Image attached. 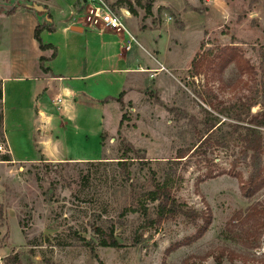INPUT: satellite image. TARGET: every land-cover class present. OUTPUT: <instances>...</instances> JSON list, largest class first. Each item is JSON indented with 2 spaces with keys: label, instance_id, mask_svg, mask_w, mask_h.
<instances>
[{
  "label": "rangeland",
  "instance_id": "obj_1",
  "mask_svg": "<svg viewBox=\"0 0 264 264\" xmlns=\"http://www.w3.org/2000/svg\"><path fill=\"white\" fill-rule=\"evenodd\" d=\"M15 1L37 4L33 0L7 4ZM169 1L173 7L156 8L154 0L153 16L146 19L144 9L136 7L142 23L148 19L150 30H162L161 39L148 36L152 47L158 42L161 57L157 61L164 69L133 80L132 75L123 104L110 101L104 120L99 122L94 115L89 124L93 139L85 145L74 144L77 151L109 163L14 165L0 161V204L5 213L0 222V264H6L5 258L12 253H20L26 264H183L189 257L199 258L197 264H217L215 256L222 249L241 257L232 260L224 255L221 264L264 261V234L258 243L245 245L238 237L244 228L237 221L232 223L236 213L252 204L264 207V189L251 200L242 195L235 174L246 179L252 166L249 158L241 157L231 126L237 123L232 117H245L247 107L250 114H264V0ZM50 2L56 10L71 7L70 0ZM109 2L119 10L117 1ZM165 36L170 52L164 49ZM149 49L147 54L139 49L141 61L156 65ZM102 89L94 86L98 95L112 91ZM207 111L225 122L214 135L223 145L213 143L200 154L172 162L204 136L211 118ZM4 133L13 142L10 125L0 127V142ZM127 145L153 162L142 165L135 160L132 181L143 186L149 167L160 180L168 174L179 202L211 214L212 223L200 239L195 238L197 227L183 217L144 231L139 213H124L132 204L130 187L122 182L116 162ZM130 157L136 156L130 153ZM261 162L264 166V155ZM147 206L153 212L155 205ZM111 226L123 247L98 245V228Z\"/></svg>",
  "mask_w": 264,
  "mask_h": 264
},
{
  "label": "crops",
  "instance_id": "obj_2",
  "mask_svg": "<svg viewBox=\"0 0 264 264\" xmlns=\"http://www.w3.org/2000/svg\"><path fill=\"white\" fill-rule=\"evenodd\" d=\"M8 1L0 0V4L8 5ZM70 1L68 9L56 10L50 0H33L36 5L47 8L40 15L23 9L14 13L0 11V108L3 130L11 126L14 143L5 135L11 150V164L36 163L42 159L59 164L102 160L103 157L77 151L74 144L85 145L93 139L94 130L89 124L94 115L99 122L104 120L110 104V101L104 103V100L117 98L121 92L126 95L132 75L133 80L148 71L159 74L164 69L157 61L161 57L158 42L155 41L156 46L152 47L148 36L153 34L156 40L161 39L162 30H150L148 19L142 23L141 11L136 7V16L126 7H116L122 10L125 29L138 42L126 51L128 37L125 32L90 31L72 23L73 14L82 7L77 4L79 0ZM24 5L21 3L20 6ZM155 5L156 8L173 7L169 0H155ZM48 14L55 32L44 31L41 38L44 44L53 45L57 54L44 63V67L50 70L46 73L41 69L39 59H49L53 50L42 51L34 38V31L39 24L48 21ZM73 27H80L81 32L72 31ZM130 30H140V33ZM163 39L164 49L170 52L168 37ZM139 49L146 54L149 49V57L156 65L148 59L141 61L143 57ZM114 79L118 82L115 83ZM94 86L102 87L101 92L105 88L112 91L98 95ZM108 94L110 96H106ZM29 151H32L31 157ZM13 220L16 221L10 217V221Z\"/></svg>",
  "mask_w": 264,
  "mask_h": 264
},
{
  "label": "trees",
  "instance_id": "obj_3",
  "mask_svg": "<svg viewBox=\"0 0 264 264\" xmlns=\"http://www.w3.org/2000/svg\"><path fill=\"white\" fill-rule=\"evenodd\" d=\"M47 2L48 0H41ZM79 4V2H77ZM116 7H126L132 15H137L135 7L144 9L145 17L153 16V7L154 0H135L131 2L130 0H119L116 2ZM46 8V7H44ZM17 9H23L28 12H32L36 15H40L37 12L25 7L17 6L15 10L10 13H14ZM47 9V8H46ZM161 10V9H160ZM50 16L48 14V21L39 24L34 31V38L38 42L40 49L43 50H53V54L49 59L41 57L39 59L41 69L48 73L50 70L44 67V63L52 60L56 57L57 51L56 48L51 44H44L41 38V34L44 31L54 33L55 28L49 22ZM197 67V63H193ZM125 92H121L117 98L108 97L104 100V103L109 101H116L123 104V98ZM2 100V88L0 83V101ZM208 115L211 117L210 120L206 123V133L198 141L194 147L189 150L187 153L179 152L178 156L175 158L176 161L172 162H181L184 158H189L193 154H200L203 150L211 147L213 143L216 145H223L219 143L214 135L216 131L225 123L222 122L218 117L212 115L208 112ZM220 113V112H219ZM126 116L123 115L120 121V127L123 125ZM237 123L231 125L233 127V133L236 135L234 142L237 143L240 149V155L244 159L249 158L252 166L249 176L245 179L240 174H235V177L238 179L239 188L242 195L251 200L257 193L264 189V166H262V157L264 155V114H250V107H247L245 110V117L237 115L232 117ZM3 118L0 116V127H2ZM240 123H245L241 125ZM104 140L102 134L101 141ZM130 153L135 154L136 157H130ZM191 153V154H190ZM204 153V152H203ZM142 165L153 163L146 161L143 153L140 150H135L132 146L127 145L126 148L122 151L121 157L116 162V165L119 167V175L123 183H128L130 187V200L132 204L129 207L125 208L124 213H139L140 216L144 218V231L148 229L159 226L165 221L176 219L177 217H183L189 220L192 224L197 227V233L195 235L196 239H200L209 229L212 223L211 214H206L202 211H196L191 209L186 203L179 202L178 199L173 196L172 187L173 180L170 175L166 174L163 180H160L157 176L158 173L156 170H153L149 167V178L143 186H139L137 183L132 181L131 165L136 161ZM0 161L3 162H12L10 155H1ZM39 162H46L44 159ZM109 162H86L84 164L94 165H105ZM114 163V162H110ZM53 164V163H49ZM71 164V163H68ZM211 176V175H210ZM143 187L142 189H140ZM143 190V191H142ZM148 204H154V210L151 212ZM125 215V214H124ZM154 215V216H153ZM153 216V217H152ZM5 219V213L3 210L2 204H0V222ZM199 221L201 224L199 225ZM233 221H237L244 228L242 235H239L240 241L245 245H250V241L258 243L263 234H264V207L260 203L252 204L245 212H238L235 214ZM3 227V226H1ZM115 229L111 226L109 229L100 227L97 230V236L99 239L98 245L104 248L118 249L123 247L114 236ZM86 246L91 245L90 242L83 240ZM173 251V250H172ZM230 255V259L234 260L235 257L240 258V255L235 254L233 251L227 249H222L219 254L215 256L217 264H221L224 258V255ZM199 258L189 257L184 260L183 264H197ZM6 264H26L24 258L20 253H12L5 258ZM264 264V261H261ZM200 264V263H199Z\"/></svg>",
  "mask_w": 264,
  "mask_h": 264
},
{
  "label": "built area",
  "instance_id": "obj_4",
  "mask_svg": "<svg viewBox=\"0 0 264 264\" xmlns=\"http://www.w3.org/2000/svg\"><path fill=\"white\" fill-rule=\"evenodd\" d=\"M79 5L82 9L73 14L72 23L82 25L90 31L125 32L128 37L126 51H130L133 45L138 43L135 37L124 27L122 10L114 9L109 0H79ZM0 155H11L5 133L4 141L0 142Z\"/></svg>",
  "mask_w": 264,
  "mask_h": 264
},
{
  "label": "water",
  "instance_id": "obj_5",
  "mask_svg": "<svg viewBox=\"0 0 264 264\" xmlns=\"http://www.w3.org/2000/svg\"><path fill=\"white\" fill-rule=\"evenodd\" d=\"M18 5H19L18 1H15L13 5L0 4V11H4L6 13H10L13 10H15ZM24 6L29 8V9H31V10H33L34 12H37V13H44L45 12L43 7L38 6L36 4H32V5L26 4ZM71 30L74 31V32H81V28L80 27H73Z\"/></svg>",
  "mask_w": 264,
  "mask_h": 264
}]
</instances>
